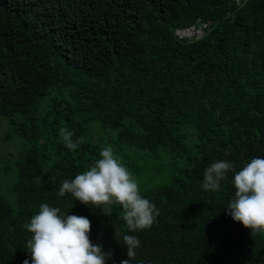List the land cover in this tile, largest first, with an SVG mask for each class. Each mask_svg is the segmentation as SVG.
I'll return each mask as SVG.
<instances>
[{"label": "trees", "instance_id": "obj_1", "mask_svg": "<svg viewBox=\"0 0 264 264\" xmlns=\"http://www.w3.org/2000/svg\"><path fill=\"white\" fill-rule=\"evenodd\" d=\"M198 21L202 38L176 36ZM0 116L24 149L11 196L0 193V264L30 258L23 225L40 203L87 217L108 264L127 258L119 206L105 216L58 196L105 145L159 210L130 233L132 264H264V234L224 212L233 173L217 191L200 186L214 161L239 171L264 156V0H0Z\"/></svg>", "mask_w": 264, "mask_h": 264}, {"label": "clouds", "instance_id": "obj_2", "mask_svg": "<svg viewBox=\"0 0 264 264\" xmlns=\"http://www.w3.org/2000/svg\"><path fill=\"white\" fill-rule=\"evenodd\" d=\"M73 135L64 127L58 130V136L70 151L80 143ZM229 172L233 173L230 183L234 194L223 208L225 214L249 230L251 237L264 234V156L250 158L239 171L227 160L212 162L203 171L201 188L219 190ZM66 193L87 207L95 206L105 216L114 206L120 207L127 233L120 234L114 229L113 238L126 249L127 258L119 264H132L140 241L130 233L150 229L159 210L141 195L133 173L111 145L103 146L99 158L85 171L61 182L58 196ZM23 227L31 233L26 243L30 258L23 264H108L113 260L111 252L90 241L91 224L85 216L64 214L58 207L40 203L39 211Z\"/></svg>", "mask_w": 264, "mask_h": 264}, {"label": "rangeland", "instance_id": "obj_3", "mask_svg": "<svg viewBox=\"0 0 264 264\" xmlns=\"http://www.w3.org/2000/svg\"><path fill=\"white\" fill-rule=\"evenodd\" d=\"M128 149L129 154L136 152L135 149ZM23 151V141L13 133L9 120L6 117L0 116V193H5L6 196H11L13 192V183L17 176L15 163L18 158L17 156ZM166 161V158H163L162 161L155 160L153 170L160 167V163H164L165 165ZM143 164L146 165L145 171H150L152 166L150 167L146 161ZM163 170L167 171L168 167L163 168Z\"/></svg>", "mask_w": 264, "mask_h": 264}, {"label": "built area", "instance_id": "obj_4", "mask_svg": "<svg viewBox=\"0 0 264 264\" xmlns=\"http://www.w3.org/2000/svg\"><path fill=\"white\" fill-rule=\"evenodd\" d=\"M206 27V24H200L198 21L196 25H192L183 29H177L176 36L179 39L198 40L203 37Z\"/></svg>", "mask_w": 264, "mask_h": 264}]
</instances>
